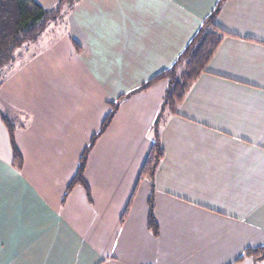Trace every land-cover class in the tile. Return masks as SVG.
Instances as JSON below:
<instances>
[{
  "label": "crops",
  "instance_id": "obj_1",
  "mask_svg": "<svg viewBox=\"0 0 264 264\" xmlns=\"http://www.w3.org/2000/svg\"><path fill=\"white\" fill-rule=\"evenodd\" d=\"M216 1L77 0L59 41L40 35L1 69L23 167L0 116V264H233L264 244V0L225 1L228 35L161 130L158 235L138 177L166 80L121 99L88 155L91 199L78 184L61 203L110 103L168 69Z\"/></svg>",
  "mask_w": 264,
  "mask_h": 264
},
{
  "label": "trees",
  "instance_id": "obj_2",
  "mask_svg": "<svg viewBox=\"0 0 264 264\" xmlns=\"http://www.w3.org/2000/svg\"><path fill=\"white\" fill-rule=\"evenodd\" d=\"M77 0H58L52 7H44L36 0H0V71L14 58L15 50L26 43L35 41L49 26V24L62 15L64 8L73 7ZM226 0H217L210 13L202 20L198 30L187 43L183 51L177 56L173 64L165 70L158 72L151 78L142 82L136 89L120 95L110 103V110L104 117L99 129L90 137L78 160L75 175L69 182L61 203L75 185H81L89 200L91 199L89 187L84 179V172L90 151L97 139L104 133L116 114L121 99L135 92L146 90L160 80L167 81L159 111L151 127V145L148 154L141 166L138 181L147 179L151 185V194L148 199L147 227L154 236L159 233L158 224L154 216V179L159 164L164 156V148L161 141V130L168 118L179 113V107L185 99L193 83L207 69L209 61L214 56L223 38L228 33L216 23ZM76 50H80L76 45ZM1 119L6 125L12 147V165L18 171L23 167V156L15 142V126L7 116L0 111ZM121 216L125 217L130 201ZM251 258L252 264H257L264 259V244L247 247L237 257L233 264Z\"/></svg>",
  "mask_w": 264,
  "mask_h": 264
},
{
  "label": "rangeland",
  "instance_id": "obj_3",
  "mask_svg": "<svg viewBox=\"0 0 264 264\" xmlns=\"http://www.w3.org/2000/svg\"><path fill=\"white\" fill-rule=\"evenodd\" d=\"M68 9L65 7L63 10V13H65ZM62 13V14H63ZM61 17V18H60ZM59 18L62 19L63 17L60 16ZM57 19L53 22H51L49 24V26L47 27V29L41 34L44 35V38L40 40V42L38 43V46L43 47V48H49L54 42H57L60 40V38L63 36L64 33V22H65V17L64 19L60 20ZM26 44H24L22 47L18 48L15 50L14 56L16 58V56L24 49V46H26ZM33 49L29 50V55L25 54V56L30 57V54L32 53ZM5 116H7V118L12 121V123L14 124L15 127H17V125L19 124V120L20 117L18 116L17 111L11 107L8 106L7 109H3V111H1Z\"/></svg>",
  "mask_w": 264,
  "mask_h": 264
}]
</instances>
